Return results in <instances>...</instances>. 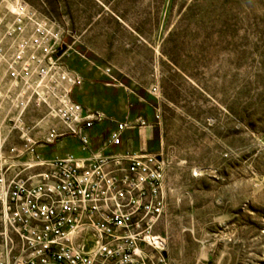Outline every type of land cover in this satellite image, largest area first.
Listing matches in <instances>:
<instances>
[{
    "label": "rangeland",
    "instance_id": "374dc122",
    "mask_svg": "<svg viewBox=\"0 0 264 264\" xmlns=\"http://www.w3.org/2000/svg\"><path fill=\"white\" fill-rule=\"evenodd\" d=\"M20 1L55 26V0L45 1L52 15L39 0ZM124 2L111 17L129 41L136 32V59L123 61L126 77L107 68L117 83L140 86L118 111L141 103L146 118L121 124L163 160L165 209L154 233L167 263L264 264V0ZM114 105L96 106L102 122L115 125Z\"/></svg>",
    "mask_w": 264,
    "mask_h": 264
},
{
    "label": "built area",
    "instance_id": "2783aa9c",
    "mask_svg": "<svg viewBox=\"0 0 264 264\" xmlns=\"http://www.w3.org/2000/svg\"><path fill=\"white\" fill-rule=\"evenodd\" d=\"M6 4L0 13V160L17 134L20 143L8 153L32 156L24 167L41 171L7 178L0 163V264H168L166 241L154 233L165 209L160 156L44 160L36 151L66 137L87 151L88 131L104 115L72 100L82 78L67 67L61 31L20 0ZM103 74L115 83L108 68ZM29 111L43 115L25 126ZM44 120L60 127L33 137ZM124 129L133 125L118 124L107 145L118 146Z\"/></svg>",
    "mask_w": 264,
    "mask_h": 264
},
{
    "label": "crops",
    "instance_id": "0c3cea01",
    "mask_svg": "<svg viewBox=\"0 0 264 264\" xmlns=\"http://www.w3.org/2000/svg\"><path fill=\"white\" fill-rule=\"evenodd\" d=\"M39 1L41 4L40 8L38 7L40 11L52 15L46 0ZM85 1L87 0H55L54 14L51 16L54 19L55 27L61 31L68 45L66 51L67 67L82 78V84L73 89L71 98L84 108L98 111L100 110L96 106L103 108L106 104L115 103L114 106L117 111L111 114L116 123L110 125L108 123L110 121H108L94 125L88 131L89 148L87 151H83L79 142L71 137L60 139L52 145H38L36 151L44 160L67 155L88 158L92 155L105 157L120 156L127 153H147L145 141L148 137H144L140 131L138 133L132 132V129H124L120 132V144L118 146L107 145L109 135L116 130L118 124L124 120L131 123L146 118L144 115L145 108L141 103L130 105V110L127 109L122 114L118 111L122 105V98L126 96L125 92L138 91L140 86L134 87L122 78L120 79L123 81L122 83L115 81L117 84L102 81L103 69L107 67L112 69V74L116 77L128 76V67L123 61L136 59L135 44L137 41L134 38L136 32H132V40L129 41L127 26L119 18L113 19L111 17V12L121 13L127 8L125 0H111L108 4L103 5H97L94 1H90V3ZM130 51L131 56L129 55ZM108 95H115L116 99L113 100ZM42 115V111H29L26 114V123L31 126ZM49 126L60 127L54 120H44L38 125L37 132L31 133L32 136L40 137ZM19 143L17 134L11 135L4 149V159L0 160L6 169L7 178L16 175L26 178L41 171L39 167L30 169L24 167V164L33 161L32 156L17 157L8 153L9 147L18 146Z\"/></svg>",
    "mask_w": 264,
    "mask_h": 264
}]
</instances>
